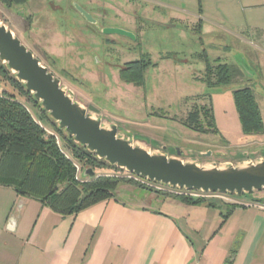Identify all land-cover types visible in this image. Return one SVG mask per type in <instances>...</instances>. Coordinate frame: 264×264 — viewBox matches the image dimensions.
Returning <instances> with one entry per match:
<instances>
[{"label": "rangeland", "instance_id": "1", "mask_svg": "<svg viewBox=\"0 0 264 264\" xmlns=\"http://www.w3.org/2000/svg\"><path fill=\"white\" fill-rule=\"evenodd\" d=\"M163 2L24 0L12 6L0 2V19L94 117H101L106 125L113 123L130 131L134 137L141 138L138 141L148 150L174 155V148L178 147L181 159L195 160L202 165L264 158V133H242L232 98L234 89L251 87L264 127V37L246 30L247 26L241 29L244 37L224 29L230 26L228 21L250 22L246 19L250 17L249 11L243 7L244 11L237 15L233 10L227 11V6L220 2L209 4L216 13L212 17L214 26L201 28L202 22L194 14L198 0H186L189 9H183V13ZM76 5L91 14L102 29L120 28L134 38L97 32L82 19ZM94 14L97 15L94 17ZM129 60L148 62L139 83L119 77V69ZM206 61L208 65L217 61L226 63L232 70L231 82L219 86L223 88L221 92L206 84ZM0 82L12 89L1 76ZM195 104L212 107L216 133L193 131L179 122ZM28 105L31 114L53 131L39 109L30 102ZM57 139L68 152L61 138ZM208 151L211 153L207 156ZM103 171L128 178L126 171ZM136 180L135 183L120 181L115 195L158 208V202L149 193L157 197H171L174 193L169 192L168 186L138 177ZM140 182H148L153 190L160 189V192L142 189L137 186ZM256 194L263 196L264 190ZM223 195L252 201L245 195Z\"/></svg>", "mask_w": 264, "mask_h": 264}, {"label": "crops", "instance_id": "2", "mask_svg": "<svg viewBox=\"0 0 264 264\" xmlns=\"http://www.w3.org/2000/svg\"><path fill=\"white\" fill-rule=\"evenodd\" d=\"M185 1L163 3L183 13ZM218 2L250 14V22L228 21L225 30L240 36L247 26L264 37V0H198L201 28L214 26L207 5ZM149 196L158 208L115 195L64 215L0 186V264H264V202Z\"/></svg>", "mask_w": 264, "mask_h": 264}, {"label": "trees", "instance_id": "3", "mask_svg": "<svg viewBox=\"0 0 264 264\" xmlns=\"http://www.w3.org/2000/svg\"><path fill=\"white\" fill-rule=\"evenodd\" d=\"M0 2L12 6L22 4L24 0H0ZM147 63L145 60L128 63L130 67L120 72L121 78L127 82L139 83L142 70ZM231 72V68L226 63L217 61L214 65H208L206 61L204 75L207 86L216 88L228 85L231 82ZM0 76L12 88L0 82V186L11 187L17 195L36 198L41 204L65 215L114 197L116 185L120 181L129 183L137 181V176L131 173L126 172L128 178L124 179V176L103 171V169L124 170L97 158L85 147L65 137L47 115L40 111L22 83L18 82L2 63H0ZM232 98L242 133L263 134L262 117L252 88L249 86L236 88L232 91ZM28 102L39 109L53 131L47 129L40 119L31 114ZM179 122L188 129L200 133L217 131L212 107L209 105L195 104V107ZM57 137L61 138L68 152L60 146ZM85 167L94 170L93 177L81 176ZM137 186L150 192L154 190L155 193L160 192V189L153 190L148 182H140ZM170 191L174 193L169 196L186 204H200L206 200L207 195L216 194L173 188H169Z\"/></svg>", "mask_w": 264, "mask_h": 264}, {"label": "water", "instance_id": "4", "mask_svg": "<svg viewBox=\"0 0 264 264\" xmlns=\"http://www.w3.org/2000/svg\"><path fill=\"white\" fill-rule=\"evenodd\" d=\"M81 15L105 34L134 36L120 28L102 27L91 14L76 5ZM0 63L21 82L31 94L40 109L62 134L85 147L97 158L103 159L124 171L148 182L173 189L226 195H245L252 201L264 202V158L242 163L215 162L208 165L195 160L180 158V149L174 148V155L162 150L150 151L130 131L110 123L106 125L101 117L82 106L73 97L60 79L27 47L0 19ZM215 92L223 88L216 87ZM134 138L136 140H134ZM165 146H161L164 149ZM210 151L205 153L210 155ZM91 167H85L81 176L93 177Z\"/></svg>", "mask_w": 264, "mask_h": 264}, {"label": "flooded vegetation", "instance_id": "5", "mask_svg": "<svg viewBox=\"0 0 264 264\" xmlns=\"http://www.w3.org/2000/svg\"><path fill=\"white\" fill-rule=\"evenodd\" d=\"M95 15H97V14H94V17H95ZM86 23H88L86 20H85V18H82ZM89 24V23H88ZM98 24H99V26L100 27H102L101 25H100V23L98 22ZM93 25V24H92ZM91 25V26H92ZM94 26V25H93ZM97 32H100L97 28H96V26H94L93 27ZM101 33V32H100ZM130 62H133L132 60H129V61H126V62H124V65H123V67H121L120 69H119V77L121 78V74H120V72L123 70V69H125V68H128V67H130V65L128 64V63H130ZM130 69V68H129ZM122 79V78H121ZM127 82V81H126Z\"/></svg>", "mask_w": 264, "mask_h": 264}]
</instances>
